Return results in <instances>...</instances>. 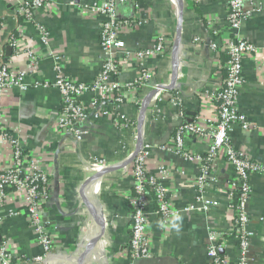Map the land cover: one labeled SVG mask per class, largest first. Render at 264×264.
Returning a JSON list of instances; mask_svg holds the SVG:
<instances>
[{
	"label": "crops",
	"instance_id": "obj_1",
	"mask_svg": "<svg viewBox=\"0 0 264 264\" xmlns=\"http://www.w3.org/2000/svg\"><path fill=\"white\" fill-rule=\"evenodd\" d=\"M30 1L0 0V63L12 61L16 68H26L27 51L31 49L44 55L36 76L54 79L56 55L68 76L93 81L103 56L100 18L81 12L72 0H58L36 9L32 20H20L17 8ZM135 2L148 22L125 35L127 49L133 52L153 46L154 36L160 32L171 40L165 54L147 59V65L155 70L150 84L134 90L135 102L127 101L117 109V113L134 120L135 131L133 128L122 132L109 116L89 120L84 139L72 147L66 144L72 142L70 135L65 136L57 129L62 100L55 86L31 85L26 92L11 88L3 96L2 127L17 135L25 153L35 156L51 174V196L44 208L46 224L54 240L49 263L33 260L42 249L27 223L24 204L20 202L16 208L8 201L5 209L16 208L17 213L0 221V237L21 254L22 264H211L207 254V228L223 233L234 230L233 202L239 191L234 168L225 156L219 154L208 165L205 194L216 205L206 211L196 200L194 181L200 165L161 148L183 123L198 120L205 127L216 123L218 103L213 96L222 82V58L226 55L220 49L213 50L211 43L221 46L232 37L227 21L228 0H181L184 13L176 79H173L172 64L178 28L176 0ZM249 5L257 9L242 22L239 34L253 42L258 50L244 59V83L238 109L246 115L250 126L243 129L235 123L230 143L253 160L264 162V0H251ZM133 13L132 4L119 8L123 18H132ZM38 26L48 32V46L42 44ZM18 34L22 37V49L18 53L12 49L8 54V48H12L10 40ZM137 75L136 68L128 65L117 81L126 85ZM157 84L166 88L149 99L143 140L152 147L149 167L166 166L168 174L161 183L169 188L173 205L180 212L171 224L165 225L156 212L155 199L150 197L148 218L154 255L133 260L128 254L132 218L128 194L134 185L130 176L132 161L117 166L127 159V147L134 141L142 104ZM102 105L114 106L109 101ZM186 142L189 150L206 156L207 142L203 138L192 136ZM89 156L106 158L110 164L107 168L111 170L101 177L88 172L84 168ZM11 162V146L0 135V168ZM250 183L249 225L254 230L250 264H264V174H252ZM191 205L195 207L183 210ZM220 252L234 264L238 256L236 240L230 238Z\"/></svg>",
	"mask_w": 264,
	"mask_h": 264
},
{
	"label": "built area",
	"instance_id": "obj_2",
	"mask_svg": "<svg viewBox=\"0 0 264 264\" xmlns=\"http://www.w3.org/2000/svg\"><path fill=\"white\" fill-rule=\"evenodd\" d=\"M58 0H31L17 8V13L24 20H32L36 9L48 7ZM251 0H228L227 21L232 37L220 46L217 42L211 43L213 50L227 55V60L221 65L223 78L221 85L215 92L213 99L218 103V118L214 125L205 127L198 120L183 123L170 139L161 146L180 155L187 162H196L200 165V172L194 181L196 200L204 210L216 205V202L207 198L205 186L208 165L213 163L219 154H223L234 168L238 197L234 200V230L228 233L219 232L213 227L207 228V254L211 264H233L232 260L221 249L225 248L229 239L234 238L237 243V259L234 264H250L251 242L254 230L250 227L248 203L252 186L250 179L254 173L264 174V162L255 161L238 151L230 143L232 127L239 123L243 129H248L250 123L245 114L238 109L240 90L244 83V59L253 56L257 46L239 34L242 22L254 13L257 6L249 5ZM73 5L83 13H93L101 20V49L103 52L100 70L91 82L75 80L65 73L62 60L54 55V79L46 80L36 76L40 70V61L43 53L34 50L27 51L28 65L26 68H16L12 61L0 63V135L7 140L12 150V162L9 166L0 168V221L5 217L17 213L20 202L24 204L26 219L33 230L34 238L42 252L33 258L36 262H48L53 252V236L44 219V208L50 200L51 183L50 171L33 155L25 153L19 137L2 127L3 109L2 99L6 91L18 88L21 92L34 86H55L62 100L61 113L57 118V129L70 135L72 142L66 143L75 147L84 139L88 132L85 128L89 120H99L109 116L122 132L134 128L132 118L117 113V109L127 101L135 102L134 90L147 87L154 78V68L147 65V59L161 56L170 47V38L164 33H156L154 45L139 48L130 52L126 46L125 35L139 29L148 21L142 8L135 0H72ZM125 4H132L135 13L132 18H123L119 8ZM259 7V6H258ZM1 25V22H0ZM42 44H50V36L44 27L38 26ZM22 37L13 36L10 45L15 53L22 49ZM51 53V52H49ZM219 53V55H221ZM132 66L138 71L134 81L124 85L117 81V77ZM32 77V80L30 78ZM154 89L159 92L163 86L157 84ZM88 98V99H87ZM105 101L114 106L102 105ZM178 103L177 100H174ZM114 107V109H112ZM64 136V137H65ZM203 138L207 142L206 156L189 150L187 138ZM137 139L127 147L126 158L134 151ZM150 145H143L140 152L132 160L130 176L134 181L128 201L132 207L130 223L129 256L135 259L151 258L154 255L152 236L149 231L148 206L150 197L155 199L157 210L165 225L171 224L180 210L174 207L169 188L161 180L167 176L165 165L155 169L149 167L151 156ZM104 157L89 156L85 168L88 172H100L109 166ZM8 201L16 208L5 209ZM197 205V204H196ZM195 205L183 208L189 210ZM228 236L229 239H228ZM21 254L10 248L8 243L0 237V264H22ZM49 263V262H48Z\"/></svg>",
	"mask_w": 264,
	"mask_h": 264
},
{
	"label": "water",
	"instance_id": "obj_3",
	"mask_svg": "<svg viewBox=\"0 0 264 264\" xmlns=\"http://www.w3.org/2000/svg\"><path fill=\"white\" fill-rule=\"evenodd\" d=\"M177 5H178V28H177V37L176 40L174 41L173 49H172V64H173V79H176L177 73H178V59H179V53L181 49V28H182V23H183V8H182V3L181 0H176ZM12 48H8V54H11ZM172 87V86H171ZM163 88H166L164 86ZM157 93L156 89H153V92L151 95L143 102L140 113H139V118H138V128H137V139H136V144L133 153L126 159V161L117 167H122L126 165L128 162L132 161L136 155L140 152L142 149V146L144 144L143 140V127H144V121H145V114L147 111V106L149 103V99L151 96ZM190 115H194V113H190ZM111 170L110 168H107L104 171L97 172L96 175L99 177L103 176L107 171ZM96 211V209H95ZM45 219V217H44ZM46 222V220H45ZM81 264V263H80Z\"/></svg>",
	"mask_w": 264,
	"mask_h": 264
},
{
	"label": "trees",
	"instance_id": "obj_4",
	"mask_svg": "<svg viewBox=\"0 0 264 264\" xmlns=\"http://www.w3.org/2000/svg\"><path fill=\"white\" fill-rule=\"evenodd\" d=\"M20 20H24V18H23V17H20ZM226 60H227V55H226V57H225V58H222V61H224V62H225ZM224 62H223V63H224Z\"/></svg>",
	"mask_w": 264,
	"mask_h": 264
}]
</instances>
